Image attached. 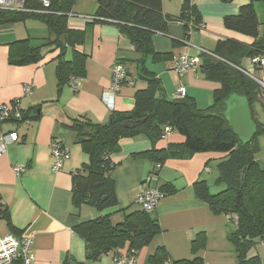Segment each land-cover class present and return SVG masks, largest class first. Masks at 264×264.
I'll use <instances>...</instances> for the list:
<instances>
[{
	"label": "crops",
	"instance_id": "1",
	"mask_svg": "<svg viewBox=\"0 0 264 264\" xmlns=\"http://www.w3.org/2000/svg\"><path fill=\"white\" fill-rule=\"evenodd\" d=\"M248 2L158 0L149 3L171 19L179 18L186 4L194 6L204 27L185 31L183 24L175 21L169 24L166 34L156 33L151 38L156 53L171 54L166 61L155 62L151 56L144 59V68L160 81L166 98H175L177 89L183 87L185 96L193 99L199 109H206L212 104L213 92L218 84L201 74L200 50L212 53L217 42L223 40L251 45L253 38L228 30L223 24L224 17L236 15L239 7ZM97 5L98 0H74L67 26L85 31V42L81 47L87 55L85 77L79 79L75 86L71 83L64 86L59 95L55 77L58 51L43 50L42 60L35 64L10 65L9 44L20 39L13 33H16V25L12 27L14 31L7 25L0 27V105L18 100L19 108L29 111L31 118L20 123L0 124V137L10 132L17 134V141L9 143L0 157V203L7 207L16 237H32V264H115L113 258L126 257L123 252L118 256L110 253L95 262L86 260L85 243L73 232V227L106 214L111 215L113 223H118L122 216L116 211L140 210L136 198L148 187L146 181L150 179L151 186L158 188L168 183L175 192L165 194L151 213L161 232L137 253L135 264H151L148 259L159 248H164L167 253L164 264L196 257L201 259L202 264H236L235 247L230 240L236 223L228 221L222 213L213 212L193 191L194 183L203 181L212 194V187L217 185V165L224 155L201 153L188 160H167L153 175L150 161L132 157L150 150V142L144 138L123 139L119 142V152L111 156L115 164L111 172L117 198L115 210L97 212L89 206H73L72 174L88 163V156L77 144L75 133L66 126L82 115L94 123L105 124L111 111L131 110L134 93L146 86L140 77L141 67L137 65L141 56L133 50L118 26L114 23L89 25ZM173 41L178 45L174 46ZM181 56L198 58L196 71H174V62ZM249 60H240V68L249 69ZM117 62L125 67L131 81L124 83L115 93L113 109L110 110L102 101V96L109 91L111 70ZM256 74L264 82V66ZM27 84L32 86L30 94L24 93L23 88ZM252 110L257 120L259 113L264 115V97L254 103ZM262 138V143L259 141L262 157L255 160L264 171ZM52 141L59 142L69 152V158L57 173L51 171ZM182 142L183 138L172 132L166 140L159 141L156 148L163 149L168 144ZM16 167L23 168L24 172L16 174ZM0 226V232H9L3 220H0ZM198 233H203L204 243L194 253L191 242ZM247 255L258 256L264 264L263 241H257Z\"/></svg>",
	"mask_w": 264,
	"mask_h": 264
},
{
	"label": "trees",
	"instance_id": "2",
	"mask_svg": "<svg viewBox=\"0 0 264 264\" xmlns=\"http://www.w3.org/2000/svg\"><path fill=\"white\" fill-rule=\"evenodd\" d=\"M157 1L98 0L89 25L114 23L118 26L133 50L141 56L137 65L141 67L140 77L146 86L134 93L131 110L111 111L105 124L94 123L82 115L66 126L75 133L77 144L88 156V163L72 174L71 202L76 208L89 206L97 212L117 207L115 185L111 177L115 164L111 156L119 152V142L123 139L144 138L150 142V150L133 154L132 157L150 161L153 175L167 160H188L201 153L221 154L224 156L217 165L216 182L217 185H223L224 189L211 194L203 181H197L193 185L194 194L213 212L237 216L236 230L230 235L235 247L236 264H261L258 256L248 257L247 254L257 241L264 240V171L255 160L258 150L256 136L264 133V128L257 122L252 110L262 92L253 80L237 70L240 60L264 53V33L258 37V22L252 5L256 0H249L239 7L236 15L223 19L226 29L249 36L254 42L245 46L231 40L218 41L212 54L220 60L201 55V74L218 84L213 92L212 104L206 109H199L195 101L186 96L166 98L162 94L160 81L144 68V59L148 56L155 62L171 58V54L154 51L151 43L154 34H166L169 24L175 21L182 23L185 31L197 30L201 24L200 15L194 6L186 4L180 17L171 19L149 5ZM220 1L230 3L233 0ZM260 1L264 3V0ZM50 2V13L43 15L0 10V26L34 19L48 28L50 37L40 46L33 47L28 40L10 43L8 63L13 66L35 64L42 60L43 50L58 51L55 77L59 95L73 79L85 77L87 55L81 51L85 31L69 29L67 26V17L74 0ZM173 45L177 46L178 42L173 41ZM68 49L71 53L67 59L65 55ZM127 78L131 81L128 72ZM230 97L243 98L248 102L252 120L257 127L255 136L248 143L232 133L223 116L224 102ZM21 117L16 123L31 119L30 112L22 111ZM166 126L171 128V133L180 135L183 142L157 149L156 144L162 140ZM158 189L164 194L175 192L168 183L160 185ZM116 212L122 216L118 223H113L111 215L106 214L73 227V232L85 243L86 260L95 262L110 253L118 256L123 255L122 252L136 257L161 232L151 213L142 209ZM0 220L5 222L9 233L17 235L10 224L7 207L1 203ZM203 243V233H198L191 242V251L195 253ZM167 258L165 249L159 248L148 260L151 264H164ZM172 264H202V261L196 257Z\"/></svg>",
	"mask_w": 264,
	"mask_h": 264
},
{
	"label": "built area",
	"instance_id": "3",
	"mask_svg": "<svg viewBox=\"0 0 264 264\" xmlns=\"http://www.w3.org/2000/svg\"><path fill=\"white\" fill-rule=\"evenodd\" d=\"M51 2L50 0H0V10L1 11H16L24 12L35 15H43L50 13ZM15 7V9H12ZM199 29H203V25H198ZM201 54L208 55L216 60H220L218 57L210 52L200 50ZM198 64V58L181 56L178 57L174 62V71L177 73H182L184 71H196ZM249 69L237 68L239 72L253 80L259 87L264 97V82L256 77V72L261 70L264 66V53L250 58ZM111 83L109 91L104 93L102 96V101L107 106L108 109H113V98L118 89L126 83L127 71L125 67L121 64H116L111 70ZM78 79H73L71 85L75 86L78 84ZM75 88V87H74ZM24 93L30 94L32 90L31 85L24 86ZM185 96V90L183 87L177 89L175 98H183ZM107 97H110L107 101ZM22 110L19 108L18 100H15L9 105H0V124L7 122H19L21 120ZM264 128V123H263ZM171 134L170 127H164L161 136L162 140H166ZM17 141V134L10 132L4 134L0 137V157L5 153L6 146L9 143ZM69 158V152L65 149L59 142L52 141L50 145V159L52 162L51 171L53 173L59 172L64 165V162ZM16 174L24 172L23 168H14ZM146 183L148 187L141 191L136 198V203L141 207V209L146 213H152L156 208L158 202L165 195L157 187L150 185V179H147ZM228 221L234 223L237 222L238 218L234 215H225ZM31 242L32 237L27 238H17L14 234L6 232H0V264H32L34 258L31 254ZM264 243V240H263ZM135 255H126V257H115L113 262L115 264H135Z\"/></svg>",
	"mask_w": 264,
	"mask_h": 264
},
{
	"label": "rangeland",
	"instance_id": "4",
	"mask_svg": "<svg viewBox=\"0 0 264 264\" xmlns=\"http://www.w3.org/2000/svg\"><path fill=\"white\" fill-rule=\"evenodd\" d=\"M233 1L236 2L237 0H233ZM252 5H253V9L255 11L257 22L259 24V35L262 36L264 33V3L260 0H256L252 3ZM12 9H15V7H13ZM15 25H16V28H15L16 33L15 32H13V33L16 34L17 36H19L20 40H28L30 45L33 47H37V45H39V44L41 45V44L45 43L47 41V39L50 37V34H49L50 32H49L48 28L44 24L39 22L38 20L27 19V20L20 21L17 23L7 24V27H9L10 29H13L12 27ZM3 26H5V25H3ZM13 31H14V29H13ZM242 38H247V37L242 36ZM247 39L250 40L251 38H247ZM70 53H71L70 49H68L66 51L65 58H70ZM256 77H259V75L256 74ZM258 117H259L258 120L256 118L257 122L262 123V120H264V115L262 114V112L258 114ZM262 137H264V133H260L256 136V142H257L258 150L255 154V158L262 157L261 144L259 146V141H260V143H262V139H263ZM151 179H152V177H151ZM223 189H224L223 185H215L214 187H212L211 192H212V194H216ZM113 210H115V209H111L110 211H113Z\"/></svg>",
	"mask_w": 264,
	"mask_h": 264
},
{
	"label": "water",
	"instance_id": "5",
	"mask_svg": "<svg viewBox=\"0 0 264 264\" xmlns=\"http://www.w3.org/2000/svg\"><path fill=\"white\" fill-rule=\"evenodd\" d=\"M226 118L232 133L248 143L255 136L257 127L252 120L248 102L243 98L230 97L224 102Z\"/></svg>",
	"mask_w": 264,
	"mask_h": 264
}]
</instances>
